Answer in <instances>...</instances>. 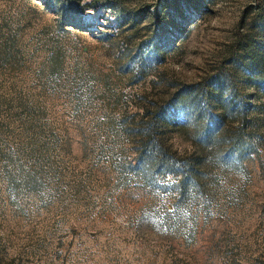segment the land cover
<instances>
[{
    "label": "rangeland",
    "instance_id": "rangeland-1",
    "mask_svg": "<svg viewBox=\"0 0 264 264\" xmlns=\"http://www.w3.org/2000/svg\"><path fill=\"white\" fill-rule=\"evenodd\" d=\"M263 33L264 0H0V264H264V90L241 60ZM212 79L227 132L174 117L200 173L147 185L130 128L178 91L211 109Z\"/></svg>",
    "mask_w": 264,
    "mask_h": 264
},
{
    "label": "trees",
    "instance_id": "trees-1",
    "mask_svg": "<svg viewBox=\"0 0 264 264\" xmlns=\"http://www.w3.org/2000/svg\"><path fill=\"white\" fill-rule=\"evenodd\" d=\"M241 60H244L245 69L253 73L251 86L256 90H264V76L259 71V67L264 62V33L258 37V40L253 35L245 36ZM221 84L219 79H212L210 84L206 82L205 95L211 99V106L214 107L205 112L194 114L192 102L195 94L192 89L178 91L169 98L167 107H158L152 112L142 114L135 126L130 128L129 131L135 139V160L129 167L139 174L147 185H152L151 175L153 173H172L180 177L175 187L181 189L200 173L199 169H192L189 165V155L173 151L163 137H165L169 121L177 116L186 119L197 140L208 142L217 133L221 135L226 133L227 127L218 132L229 117L231 110L229 104L222 99L224 89ZM235 150L233 143L223 154L224 160L220 161L227 163L225 161L232 158Z\"/></svg>",
    "mask_w": 264,
    "mask_h": 264
}]
</instances>
